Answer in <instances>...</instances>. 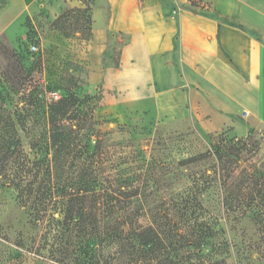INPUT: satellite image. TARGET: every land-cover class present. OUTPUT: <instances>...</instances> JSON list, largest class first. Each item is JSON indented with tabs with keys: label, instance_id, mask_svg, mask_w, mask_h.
I'll return each instance as SVG.
<instances>
[{
	"label": "rangeland",
	"instance_id": "374dc122",
	"mask_svg": "<svg viewBox=\"0 0 264 264\" xmlns=\"http://www.w3.org/2000/svg\"><path fill=\"white\" fill-rule=\"evenodd\" d=\"M79 1L82 7L68 0H0V140L17 144L15 157L51 158L55 148L47 112L55 103L52 94L77 95L81 109L92 116L91 150L103 134L110 159L124 177L130 176L144 208L168 209L179 242L175 264H264V222L257 211L228 213L217 190L202 195L199 205L185 206L182 202L195 191L192 178L202 167L179 165L214 152L215 146L223 150L246 140L237 147L241 161L234 165L236 174L255 166L262 170L264 128L237 138L244 135L241 129L234 136L230 131L199 132L190 120L158 121L154 112L137 105H103L100 84L96 88L90 79L92 0ZM207 6L212 14V4ZM124 42L116 38L108 43L105 67L117 63ZM42 233L30 223L16 189L0 182V264H72L60 252L44 248ZM192 241L201 243V249L185 247Z\"/></svg>",
	"mask_w": 264,
	"mask_h": 264
},
{
	"label": "crops",
	"instance_id": "0c3cea01",
	"mask_svg": "<svg viewBox=\"0 0 264 264\" xmlns=\"http://www.w3.org/2000/svg\"><path fill=\"white\" fill-rule=\"evenodd\" d=\"M91 6L90 79L100 84L103 105H137L158 121L190 120L199 132L234 136L241 129L237 138L264 128V0H92ZM116 38L125 41L119 58L105 67Z\"/></svg>",
	"mask_w": 264,
	"mask_h": 264
},
{
	"label": "trees",
	"instance_id": "16d2710c",
	"mask_svg": "<svg viewBox=\"0 0 264 264\" xmlns=\"http://www.w3.org/2000/svg\"><path fill=\"white\" fill-rule=\"evenodd\" d=\"M54 102L47 112L55 148L51 158L47 153L35 161L15 157L17 144L0 140L1 185L16 189L30 223L43 232L44 248L72 264H175L179 242L168 209L144 208L130 176L110 159L103 134L91 150L92 116L81 109L77 95ZM245 141L179 162L186 169L202 167L192 178L194 193L182 204L199 205L202 195L217 190L228 213L257 211L264 222V169L236 174L237 147ZM185 247L201 249V243Z\"/></svg>",
	"mask_w": 264,
	"mask_h": 264
},
{
	"label": "built area",
	"instance_id": "2783aa9c",
	"mask_svg": "<svg viewBox=\"0 0 264 264\" xmlns=\"http://www.w3.org/2000/svg\"><path fill=\"white\" fill-rule=\"evenodd\" d=\"M31 51L32 52H37V48L35 47V46H33L32 48H31ZM53 95V100L55 101V100H58V99H60V96L57 94V93H55V94H52Z\"/></svg>",
	"mask_w": 264,
	"mask_h": 264
}]
</instances>
